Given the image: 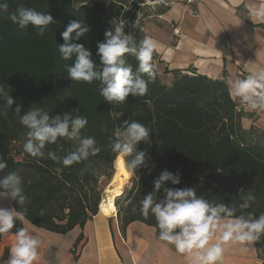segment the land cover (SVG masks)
<instances>
[{"label": "trees", "instance_id": "16d2710c", "mask_svg": "<svg viewBox=\"0 0 264 264\" xmlns=\"http://www.w3.org/2000/svg\"><path fill=\"white\" fill-rule=\"evenodd\" d=\"M6 2L9 12L23 6L47 12L54 20L41 37L31 26L20 34L6 15L0 16V85L13 98L7 115L0 116V157L7 164L4 173L16 171L23 178L24 203L13 200V207L17 211L26 208V220L37 227L65 233L75 226L82 227L96 214L118 154L111 151V146L117 134L122 133L125 121L139 122L152 131L148 143L141 141L137 145V150L148 153L147 166L133 172L131 188L122 199L119 196L115 200L120 228L141 221L154 226L158 235L155 217L150 214L145 219L141 215L140 201L152 191V181L165 169L180 175L179 184L169 181L167 187H192L197 196L210 203L237 207V215L253 213L258 218L264 213V129L242 126L243 112L237 108L224 80L193 70H171L173 78L166 84L156 69V78L144 96L129 94L124 103L117 105L100 95L102 85L98 81L88 84L68 77L65 65L73 61L61 59L58 50L68 23L80 20L88 26L85 36L73 42L88 48L93 62L100 64L97 44L104 41L105 30L114 33V23L126 21L124 32L133 36L137 46L145 38L142 21L138 20V27L132 28L136 16L126 10L128 5L138 7L144 0ZM125 55L135 70L137 60ZM156 58L154 53V64ZM17 105L21 106V115L29 108L39 107L48 111L50 118L72 113L86 116L88 123L76 138H59L46 145L44 157H32L17 146L28 132L14 112ZM89 136L95 138L101 151L87 160L66 167L47 157L49 151L61 157L68 155L76 150L81 138ZM12 143L16 144L15 153L23 154L26 161L10 155ZM132 158L127 156V161ZM249 192L255 194L254 202L248 209H239ZM157 196L163 199L162 190ZM20 228L23 222L17 221L9 233ZM254 245L258 257L264 260V234Z\"/></svg>", "mask_w": 264, "mask_h": 264}, {"label": "clouds", "instance_id": "9594fccd", "mask_svg": "<svg viewBox=\"0 0 264 264\" xmlns=\"http://www.w3.org/2000/svg\"><path fill=\"white\" fill-rule=\"evenodd\" d=\"M250 12L258 20L264 19V6L253 7ZM4 15L17 26L20 34H24L31 26L38 36L43 37L54 23L50 14L32 8L19 6L14 12H9L6 0H0V16ZM125 23L124 20L114 23V33L105 30L104 41L97 44L100 64L93 62L88 48L73 42L89 31L88 26L80 20L68 23L61 33L64 42L58 49L61 59L73 61L65 65L72 81L88 84L98 81L102 85L100 95L105 101L117 105L124 103L129 94L140 97L148 92L149 83L156 78L154 53L159 52L158 43L149 36L137 46L133 36L125 34ZM131 27H138L136 21ZM125 54L137 60L135 70L126 62ZM230 95L249 111H264V67H257L245 77L231 81ZM0 101L3 102L0 116H6L13 98L3 85H0ZM20 107L17 105L14 112L19 116L20 123L28 129L23 149L32 157H44L46 145L56 143L59 138H76L88 123L86 116H73L72 113L50 118L49 112L39 107L29 108L21 115ZM151 131L139 122L125 121L122 133L117 134L111 151L120 154L123 159L132 155L133 158L125 164L128 171L136 172L141 166H147L148 153L137 150V145L141 141L148 143ZM100 151L95 138L89 136L81 138L76 150L68 155L61 157L49 151L47 157L67 167L85 161ZM6 167V162L0 157V198H11L23 204V178L16 171L4 173ZM169 181L172 185L179 184V173L174 174L165 169L152 181V191L140 201V213L145 219L150 214L155 217L158 239L174 246L177 253L186 257L187 264H222L227 247L239 245L242 251H247L264 234V213L259 214L258 218H254L253 213L237 215V207L210 203L203 196H197L192 187L165 186ZM161 190L163 199H158L157 193ZM254 200L255 194L249 192L239 204V209H248ZM26 215V208L17 211L0 207V235L9 233L17 221L25 220ZM40 244L41 241L28 229H18L9 248L10 255L2 264H34ZM2 255L3 252H0Z\"/></svg>", "mask_w": 264, "mask_h": 264}, {"label": "crops", "instance_id": "0c3cea01", "mask_svg": "<svg viewBox=\"0 0 264 264\" xmlns=\"http://www.w3.org/2000/svg\"><path fill=\"white\" fill-rule=\"evenodd\" d=\"M165 2L156 6V18L145 21L142 29L145 37L158 43L156 66L166 84L173 78L171 70H193L224 80L230 93L231 81L264 67V19L258 20L250 12L264 6V0H198L192 7L184 0ZM232 99L243 112L244 128L264 129V111H249ZM0 207L13 209V200L0 198ZM23 228L41 241L34 264H187L174 246L158 239L154 226L132 221L120 228L117 212L102 214L99 205L82 227L65 233L37 227L26 219ZM14 237L15 233L0 235V264L10 255ZM222 264H264V260L258 257L253 242L247 251L239 245L227 247Z\"/></svg>", "mask_w": 264, "mask_h": 264}, {"label": "bare ground", "instance_id": "6f19581e", "mask_svg": "<svg viewBox=\"0 0 264 264\" xmlns=\"http://www.w3.org/2000/svg\"><path fill=\"white\" fill-rule=\"evenodd\" d=\"M125 164H127L125 157L123 159L120 154H117L113 164V175L99 203V211L102 214L110 215L117 212L115 200L123 194V186L130 177V171L126 169Z\"/></svg>", "mask_w": 264, "mask_h": 264}, {"label": "rangeland", "instance_id": "374dc122", "mask_svg": "<svg viewBox=\"0 0 264 264\" xmlns=\"http://www.w3.org/2000/svg\"><path fill=\"white\" fill-rule=\"evenodd\" d=\"M156 1L158 0H144V3L140 4L138 7H132L131 5H128L126 7V10L130 13H133L135 14L136 16V22L139 20V21H142V23L145 24V21L147 20H153L154 18H156V16L154 15L155 14V11H156V6L158 5H162L165 0H160L161 3L157 4ZM158 8H161V7H158ZM143 24V26H144ZM157 60H155V65L158 64V60L159 58H156ZM156 69L158 71V67L156 66ZM162 78V79H161ZM161 81L163 83H165L166 81V78L163 76L161 77ZM27 140V137L23 136V138L21 139L20 143H17V146L18 148L23 152L24 149H23V145L24 143L26 142ZM14 145L16 146L15 143H12L11 144V156L15 157V158H22L26 161L27 158H25V156L23 154H18V153H15V147ZM125 160L126 162L128 163L127 161V156H125ZM113 170H114V166H113ZM132 176H133V172H130V177L129 179L127 180V182L124 184L123 186V194L121 195V197H119L120 199L123 198V196H125L126 192L131 188V185H132ZM101 180L103 181V183H105V180H104V177L101 176ZM108 184V183H107ZM107 184H105L104 188L107 186ZM104 190V189H103ZM102 190V193H101V197L102 195H104V192Z\"/></svg>", "mask_w": 264, "mask_h": 264}, {"label": "built area", "instance_id": "2783aa9c", "mask_svg": "<svg viewBox=\"0 0 264 264\" xmlns=\"http://www.w3.org/2000/svg\"><path fill=\"white\" fill-rule=\"evenodd\" d=\"M185 4L189 7H192L194 6V4H196L198 2V0H184ZM164 3H167V2H164ZM174 32L177 34L178 31H177V28H174ZM114 214H116V212H114Z\"/></svg>", "mask_w": 264, "mask_h": 264}, {"label": "water", "instance_id": "95a60500", "mask_svg": "<svg viewBox=\"0 0 264 264\" xmlns=\"http://www.w3.org/2000/svg\"><path fill=\"white\" fill-rule=\"evenodd\" d=\"M113 172H114V170H113ZM113 175V174H112Z\"/></svg>", "mask_w": 264, "mask_h": 264}]
</instances>
